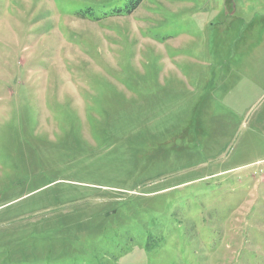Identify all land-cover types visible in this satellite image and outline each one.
I'll use <instances>...</instances> for the list:
<instances>
[{
	"label": "rangeland",
	"instance_id": "obj_1",
	"mask_svg": "<svg viewBox=\"0 0 264 264\" xmlns=\"http://www.w3.org/2000/svg\"><path fill=\"white\" fill-rule=\"evenodd\" d=\"M0 264H264V0H0Z\"/></svg>",
	"mask_w": 264,
	"mask_h": 264
},
{
	"label": "trees",
	"instance_id": "obj_2",
	"mask_svg": "<svg viewBox=\"0 0 264 264\" xmlns=\"http://www.w3.org/2000/svg\"><path fill=\"white\" fill-rule=\"evenodd\" d=\"M138 4L136 3V6H137ZM118 12V11H117ZM118 13H120V12H118Z\"/></svg>",
	"mask_w": 264,
	"mask_h": 264
}]
</instances>
